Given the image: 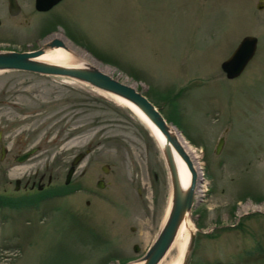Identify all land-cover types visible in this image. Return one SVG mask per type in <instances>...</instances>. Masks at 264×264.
Returning a JSON list of instances; mask_svg holds the SVG:
<instances>
[{"label":"rangeland","instance_id":"1","mask_svg":"<svg viewBox=\"0 0 264 264\" xmlns=\"http://www.w3.org/2000/svg\"><path fill=\"white\" fill-rule=\"evenodd\" d=\"M16 1L11 16L0 0V50L62 39L78 63L159 105L198 153L204 195L190 211L194 239L186 251L189 233L180 264H264V0L260 9L257 0H60L44 12ZM245 35L256 37L255 53L227 79L219 64ZM98 94L65 76L0 72L8 150L0 193H12L15 178L52 175L21 194L22 206L0 205V264H129L158 233L169 193L160 150L131 111ZM34 146L26 160H11ZM84 149L73 185L89 191L71 192L64 175ZM174 255L169 247L163 262Z\"/></svg>","mask_w":264,"mask_h":264},{"label":"water","instance_id":"2","mask_svg":"<svg viewBox=\"0 0 264 264\" xmlns=\"http://www.w3.org/2000/svg\"><path fill=\"white\" fill-rule=\"evenodd\" d=\"M59 1L60 0H33V8L36 11L44 12L49 10ZM262 5V0H257L256 9H260ZM6 9L9 15L14 16L19 13L20 6L16 0H6ZM256 43V37L252 35L243 36L228 57L220 62L219 67L227 79H234L243 71L255 53ZM54 47H61L67 51L69 50L68 46L56 36L44 40L40 46L34 49L0 50V72L20 70L41 75L65 76L88 84L99 91L119 96L133 104L147 118L149 123L164 137L162 155L165 161L167 178L170 187V205L166 218L161 224L158 233L145 252L138 258L141 261V264H157L170 247L183 215L186 213L189 215L190 211L196 205L194 202L196 173L191 164L190 158L182 149L178 138L172 131V124L166 121L158 107L154 105L143 92L89 63H80L75 66H62L43 62L37 59V57L46 49ZM98 95L103 97L100 94ZM145 127L156 143L157 141L155 135L150 130V126ZM221 144L222 138L219 137L215 145V152L220 150ZM36 150H38V146L31 147L16 155L12 161L22 162ZM172 150L185 163L190 174L189 183L184 189L181 188L179 183L178 174L172 156ZM2 152L3 148L1 153ZM80 157L81 154L75 156L72 161V165L75 164ZM107 167L108 166L106 164H103L101 166V171L106 173ZM72 169V166L67 169L63 180L64 184L68 183ZM103 185L104 182L101 179L95 182V187L97 188H102ZM193 239L194 234L191 233L189 235L186 251L191 249ZM137 250L138 246L134 244L133 251Z\"/></svg>","mask_w":264,"mask_h":264},{"label":"bare ground","instance_id":"3","mask_svg":"<svg viewBox=\"0 0 264 264\" xmlns=\"http://www.w3.org/2000/svg\"><path fill=\"white\" fill-rule=\"evenodd\" d=\"M68 48H69V45H68ZM37 59L40 61H43V62L62 65V66H75V65L80 64L76 61L73 49H70V48L68 51L61 48V47H54L51 49H46L42 54H40L37 57ZM97 91L100 95H102L103 97L112 101L113 103L117 104L119 107L123 106V107L127 108L129 111H131L135 115V117H137L140 120L141 123H143V125H145L147 127L150 126V130L155 135V138L157 141L156 142L157 146L160 149L161 155H162V149H163V145H164V137L160 134V132H158V130L154 126H152L149 123L147 118L133 104H131L130 102L126 101L125 99H123L119 96H116V95H113L110 93H106V92H102L99 90H97ZM172 131L174 132V134L178 138V141H179L182 149L186 152V154L190 158L191 164H192V166L195 170V173H196V183L197 184L201 183L202 179H203V175H202V171L200 170V168L198 167V164L196 162V160L199 157L198 153L195 151L194 148H192L190 145H188L183 140V138L177 132L176 129L172 128ZM172 156H173L175 168H176V171L178 174L180 186L182 189H184V188H186V186L189 183V177H190L189 171H188L185 163L180 159V157L173 150H172ZM162 159L164 161L163 155H162ZM164 165H165V161H164ZM204 182H205V180H204ZM195 187H196V185H195ZM200 188H204V186L201 187L200 184L197 185V192H196L197 196L202 195L203 190H201ZM169 205H170V187H169V193H168V199H167L166 207H165L164 214L162 217V223L166 218V214L168 212ZM192 230H193V226L190 223V216L188 215V213H186L183 215L182 219L180 220V223L178 225L175 236L172 240V243L170 244V247L174 246V248H175L174 258L171 261L166 263V262H163V260H162L163 257H162L161 258L162 261L160 260L157 264H180L182 257L184 255V248H185L187 237H188L189 233L190 234L193 233ZM129 264H141V261L136 260V261H133Z\"/></svg>","mask_w":264,"mask_h":264},{"label":"flooded vegetation","instance_id":"4","mask_svg":"<svg viewBox=\"0 0 264 264\" xmlns=\"http://www.w3.org/2000/svg\"><path fill=\"white\" fill-rule=\"evenodd\" d=\"M62 40V39H61ZM3 102L1 99H0V103ZM2 137H3V134H2V130H0V161H3L5 156L7 155V148L5 146V144L3 143L2 141ZM2 148H3V152L1 153L2 151ZM39 149V147H38ZM87 152V149H84V151H77L76 153H74L70 160H69V164H68V167L67 169L72 166V173L70 175V178L68 180V183L67 184H64V187L66 188H70L69 191H77V190H86V191H89V189L87 188V186L83 183L84 186L80 187L79 185H73V180L75 177H81L83 178V168L85 167L86 163H84L83 165V168L82 170H80L79 172V175H75L76 174V171H77V168L79 167V165L81 164V161L83 160V158L85 157V154ZM21 152L20 151H16V152H13L11 155V160L18 154H20ZM78 154H81V157L80 159H78V161L72 165V161L74 159L75 156H77ZM164 162V161H163ZM66 169V171H67ZM108 169V167H107ZM83 171V172H82ZM66 174V172H65ZM65 176V175H64ZM44 179V174L41 173L39 175H33L32 177H27L24 181H21L20 178H15L13 180V187H12V190L13 192L10 193L7 188H4L3 191L0 193V202L2 205H5V206H8V207H19V206H22L23 205V201L21 200L22 198V195L24 192H26L27 190H30L32 192H34V190H40L41 188H44V187H47L51 181H52V175L51 174H48L45 178V182L43 183ZM102 180V178H99ZM97 179V180H99ZM64 180V179H63ZM96 180V181H97ZM95 181V182H96ZM22 183V184H21ZM20 184H21V187L22 189L20 190H24L22 192H20L19 190V187H20ZM62 189V186H59L56 188V190H60ZM55 190V191H56ZM89 201V200H88Z\"/></svg>","mask_w":264,"mask_h":264},{"label":"trees","instance_id":"5","mask_svg":"<svg viewBox=\"0 0 264 264\" xmlns=\"http://www.w3.org/2000/svg\"><path fill=\"white\" fill-rule=\"evenodd\" d=\"M183 90H184V88H183ZM182 90V88H181V90H179V92H180V94H181V92L183 91ZM147 96V95H146ZM148 99H149V97H148ZM150 101H151V99H149ZM154 105H156L157 107H158V109L160 110V112H161V114L164 116V118L166 119V121L167 122H170V119H169V117H167V116H165L164 114H163V112L161 111V107H159V105H157L156 103H154L153 101H151ZM59 191V190H58ZM64 190L62 189L60 192H63ZM0 205H1V202H0Z\"/></svg>","mask_w":264,"mask_h":264},{"label":"built area","instance_id":"6","mask_svg":"<svg viewBox=\"0 0 264 264\" xmlns=\"http://www.w3.org/2000/svg\"><path fill=\"white\" fill-rule=\"evenodd\" d=\"M204 178V177H203ZM205 184H206V182H204ZM197 185H199V183L197 184L196 183V187H195V189H194V202L196 203V201L200 198V197H202V195H204V191L202 192V195L201 196H197L196 195V192H197ZM195 198H196V200H195Z\"/></svg>","mask_w":264,"mask_h":264}]
</instances>
